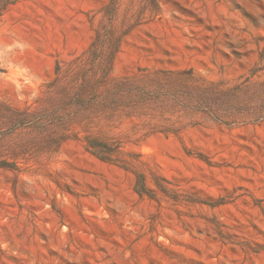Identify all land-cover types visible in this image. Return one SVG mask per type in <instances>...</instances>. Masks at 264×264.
Returning <instances> with one entry per match:
<instances>
[{
    "label": "rangeland",
    "instance_id": "374dc122",
    "mask_svg": "<svg viewBox=\"0 0 264 264\" xmlns=\"http://www.w3.org/2000/svg\"><path fill=\"white\" fill-rule=\"evenodd\" d=\"M0 264H264V0L8 5Z\"/></svg>",
    "mask_w": 264,
    "mask_h": 264
},
{
    "label": "trees",
    "instance_id": "16d2710c",
    "mask_svg": "<svg viewBox=\"0 0 264 264\" xmlns=\"http://www.w3.org/2000/svg\"><path fill=\"white\" fill-rule=\"evenodd\" d=\"M15 0H0V16L8 5L13 4Z\"/></svg>",
    "mask_w": 264,
    "mask_h": 264
}]
</instances>
